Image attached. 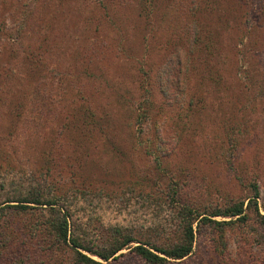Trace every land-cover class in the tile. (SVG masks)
Returning <instances> with one entry per match:
<instances>
[{
	"label": "rangeland",
	"instance_id": "374dc122",
	"mask_svg": "<svg viewBox=\"0 0 264 264\" xmlns=\"http://www.w3.org/2000/svg\"><path fill=\"white\" fill-rule=\"evenodd\" d=\"M22 196L96 245L244 201L172 264H264V0H0V200ZM29 204L0 212V264H79ZM129 249L106 264H148Z\"/></svg>",
	"mask_w": 264,
	"mask_h": 264
},
{
	"label": "trees",
	"instance_id": "16d2710c",
	"mask_svg": "<svg viewBox=\"0 0 264 264\" xmlns=\"http://www.w3.org/2000/svg\"><path fill=\"white\" fill-rule=\"evenodd\" d=\"M254 191V199L250 200L258 206L259 190L256 185ZM13 201L16 200L9 198L0 200V212L10 210V213L18 215L33 214L31 210H37V208L30 205V202L47 205L45 210L51 214V217L44 219L45 215L43 214V218L32 226L33 232L40 235L45 234L44 231H46L53 237L47 236L50 244L52 241V245L62 243L72 247L76 251V262L79 264H106L111 259H118L124 255V252L121 251L125 248H130L128 253L133 252L139 255L148 264H172L191 255L197 235L203 227L215 228L220 233L224 232L225 226L231 225L233 221L245 220L248 217L244 201H235L222 208L215 207L211 210L187 201L176 206L162 205L160 211L164 213L165 218L161 223L162 229L158 227L156 229L158 232L152 236L154 240H137L130 231L127 230L125 233L120 226L115 225L114 230L110 233L111 237L108 243L96 245L84 242L85 239L78 231L76 223L74 220L72 222L73 218L68 206L60 204L61 201L52 197L33 196H22L20 200H17L18 203L11 204ZM216 216H221L224 219L215 220L211 218ZM225 218H229V220ZM156 225L159 224L156 223ZM160 235H163L164 241L162 243L156 240ZM133 242L138 244L132 245ZM92 255L98 256L100 260Z\"/></svg>",
	"mask_w": 264,
	"mask_h": 264
}]
</instances>
